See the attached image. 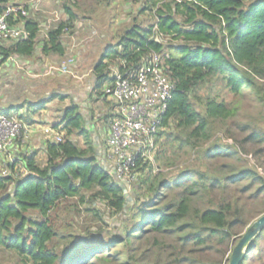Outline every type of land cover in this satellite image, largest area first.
Wrapping results in <instances>:
<instances>
[{"label": "trees", "instance_id": "16d2710c", "mask_svg": "<svg viewBox=\"0 0 264 264\" xmlns=\"http://www.w3.org/2000/svg\"><path fill=\"white\" fill-rule=\"evenodd\" d=\"M59 2L65 15L46 30L42 55H63V33L72 31L74 21L82 19L74 10L76 1ZM134 2H140L138 15L147 12L153 21L144 25L136 21L138 15H131L130 24L115 35L116 40L106 45L93 64L94 81L88 97L93 103L102 98L110 107L102 116L107 123L114 105L103 93V86L112 79L111 68L121 73L135 71L158 53L174 81L156 135V159L161 162V170L152 172V166L145 163L140 167L139 181L125 194L98 158L79 105L65 106L61 119L54 124L61 140L48 138L44 142V161L36 152L12 151L16 156L13 162L0 153V247L15 252L23 264H158L161 252L169 246L166 236L174 238L170 246L177 247V252L162 264L180 263L190 258L189 244H206L203 233H218L220 240L237 235L232 227L241 209L235 206L234 216L229 218L231 204L224 201L225 196L217 202L207 197L209 204L198 207L197 202L205 194L216 186L224 191L228 183L241 180H247L241 190L257 183L251 194L264 192V176L255 166L233 164L244 158L236 143L215 137L217 128L228 131L225 125L237 114L235 102L228 101L221 90L233 97L247 90L264 102V0ZM5 6L7 0H0V14ZM8 20L22 25L27 35L0 44V56L33 55L39 41L37 18L18 13ZM206 84L209 86L202 92ZM52 96L37 105L45 104ZM252 120L240 126L250 128L246 138L264 140L263 129ZM72 135H80L82 144ZM169 147L174 148L176 159L195 149L198 156L208 159H234L218 161L212 172L208 166L204 170L186 167L175 175H166L162 167L173 163L165 156ZM68 198L77 199V210L85 202H102L104 212L119 222V227H113L118 233L99 228L96 232L67 235L71 238L64 246L55 245L54 239L60 234L56 227L58 206ZM33 210L38 217L28 215ZM86 210L106 223L100 209ZM101 233L105 238L99 239ZM262 238L264 229L251 240L241 264H248L254 248L260 252Z\"/></svg>", "mask_w": 264, "mask_h": 264}, {"label": "rangeland", "instance_id": "374dc122", "mask_svg": "<svg viewBox=\"0 0 264 264\" xmlns=\"http://www.w3.org/2000/svg\"><path fill=\"white\" fill-rule=\"evenodd\" d=\"M50 2H52V0H50ZM76 2L77 6L74 8V10L76 12L78 11L79 14H84V17H81V21H89L87 22V24L89 25H92L93 22L95 24L94 29L92 27L93 31H90V33L81 30L80 28H75L72 32L69 29L63 33L61 38L63 40V43L65 44V53L68 52V54L64 58L73 57L75 59L76 65V59L80 58L81 56L80 53H76L77 50L84 47V45L88 43L86 56L82 60L84 63L81 67H78L77 70L78 73H82L81 71H84L85 73L88 72V69L91 65L99 60L101 53L106 45L116 40L115 35L124 27L130 24L131 15H138L137 10L138 8H140V2H134V0H132V4L126 6L124 5L126 3V0H77ZM49 5L52 6L53 3L47 2L48 7ZM51 10L53 11L49 12L51 13V15H53V18H55L57 15L55 13L56 8H53ZM87 18L90 19L87 20ZM84 19H86V21ZM139 20H141L144 25H147L148 23L153 21L152 17L147 12L138 15L136 21ZM80 25L82 26L81 22ZM48 63L49 64L46 65L48 66L49 70L56 69L55 67L60 64L53 63L50 60ZM55 75L52 76L49 74V76H46L44 79L50 80L51 83H56L60 82L59 79L63 81L65 80V78H68L69 86L73 85L75 87L73 94H78V98L84 101L80 103L78 107L79 110L85 114L86 127L91 131L93 139L97 137L99 138V141H103L106 135L104 132L100 133L101 131L97 128L100 127L102 130L104 124L106 123L104 118H102L105 111L98 112L99 109L97 104H94L89 99L88 94L86 93L87 87L85 85L88 82L90 72L85 78H80V76H78L79 79L70 76L72 75L70 73H60L57 74L58 76ZM60 75H62V77ZM69 86H67V88ZM208 86L209 84L204 85L201 88V91L205 92ZM52 88L53 86L51 85L49 89ZM212 90H214V88ZM221 93L228 101L235 102L237 107V114L236 117L229 120V123L225 125L227 126L228 131L226 132V130L224 129L217 128L215 131V137L219 139L218 141L226 143H236L241 157L244 158L238 159L237 161H233L234 158L232 157H230L229 159H226L224 157L223 159H216L215 157L208 159L203 155L198 156L196 152L197 149H195L192 151L187 150V152H185L184 154L185 156L180 155V157L176 159L174 148L169 147L165 156L170 162L173 163L170 166L166 164L164 165V167H162V172H164L166 175L168 173L170 175H175L179 171V169H184L186 167L204 170L205 166H208V169L210 170V172H212L211 170L213 169L215 164L218 163V161L225 162L226 160H232L234 162L233 164H236V166L253 165L264 176V140L260 141L258 139L252 138L247 139L246 136L250 128L248 127L243 129L240 127L244 122L246 123L248 120L253 119L252 121L255 122L258 127H261L264 131V102L260 101L254 94H250L247 90H244L243 94L235 97H233V94H229L225 89L221 90ZM62 94H64L62 99L55 96L48 103L47 114L52 120L57 119L61 116V111L64 107V104H71L72 93L70 91L65 92L64 90ZM80 96L83 98H81ZM50 124H52V121L50 122ZM72 136L74 137V139L78 140L79 144H82V137L80 135ZM157 148L159 149V143H156L153 162L156 168L161 170V162L160 160L156 159ZM37 157H39V160L41 162L44 161V155L41 154V151L37 152ZM144 171L146 172L148 170ZM244 181L247 180H241L240 182L236 183L231 182L230 184L228 183L224 191L216 186L209 195L205 194L197 202L198 207H204L209 204V201H207V197H210L212 201L217 202L220 198H222V196H225L224 201H229L231 204V208L228 213V216H230L229 218H232L234 216L233 213L235 206L241 209L239 212L240 217L237 220L238 222H236V224H234L232 227V232L236 233L237 235L220 240V235H218V233L208 236H205L207 234L203 233L202 236L207 239L206 244H189L187 247L192 249L190 252H187L190 254V258L181 261L180 263L172 262L170 264H200V262L226 264L227 257L230 254L232 247L234 246L238 237L245 231V229L254 219H256L261 214H264V192L262 191L261 193L254 195L251 194L253 188L256 187L257 183H254L248 189L241 190L242 185H245ZM76 201V198H68L62 201L58 206L56 227L60 234L54 239L55 245L64 246L69 238H71L67 235L75 236L78 234H86L88 231L96 232L99 230V228L108 229L110 231L113 230V233H118V228L113 227H119V222H117L116 218L113 215L104 212L105 205H103L102 202L98 200L92 204L89 202H85L83 204H79L77 210V206L74 207V204L77 203ZM87 207L90 209H100L102 211L101 213L103 215V220L106 221L107 224L103 222L102 219L95 216L92 211L86 210ZM36 214H38V212L35 210L28 212V215L33 217H38ZM98 236L99 239L105 238L104 234L102 233ZM164 239L168 242L169 246L166 249H163L164 251L161 252L162 255L158 264H162V261L166 258L171 259L177 252V247H174L173 245L170 246V243H174L172 241L174 240V238H172L171 236H166L164 237ZM260 245V252L258 248H254L252 250L251 257L247 261L248 264H264V238L261 239ZM152 251L155 253L154 249H152ZM0 264L23 263L20 260V257L15 252L0 247Z\"/></svg>", "mask_w": 264, "mask_h": 264}, {"label": "built area", "instance_id": "2783aa9c", "mask_svg": "<svg viewBox=\"0 0 264 264\" xmlns=\"http://www.w3.org/2000/svg\"><path fill=\"white\" fill-rule=\"evenodd\" d=\"M27 15L22 6L7 5L0 14V44L18 40L27 35L22 25L11 24L10 16ZM73 57L64 58L56 67L60 73L72 74L75 65ZM112 79L103 86V93L114 107L108 122L104 124L105 139L97 150L101 163L128 194L139 181L140 167L150 163L152 172L156 168L153 158L156 148V135L161 127L163 114L172 97L174 81L164 69L161 56L153 53L135 71L119 72L111 68ZM26 122L14 113L0 112V153L8 155L9 161L15 157L17 141L26 139ZM47 137L61 140L55 129L45 128ZM147 170V169H146ZM6 170L2 171L5 174Z\"/></svg>", "mask_w": 264, "mask_h": 264}, {"label": "crops", "instance_id": "0c3cea01", "mask_svg": "<svg viewBox=\"0 0 264 264\" xmlns=\"http://www.w3.org/2000/svg\"><path fill=\"white\" fill-rule=\"evenodd\" d=\"M77 1V0H73ZM112 1V0H110ZM46 2V3H45ZM47 2L53 3V5H49L51 9H55V13L57 14L55 18H53V15L49 11L51 10L47 6ZM132 0H126V5H131ZM7 5L12 6H22L24 8H27V15L32 16L33 18H37L39 21V41L36 46L35 51L33 52V55L31 56H19V55H12L6 58H2L0 56V112L9 111V113H14L15 115L20 116L27 124L28 127V133L26 139H23L22 141H17L16 149L19 151H27L29 153L31 152H40L44 155V142L48 140V138L44 133L45 128H51L54 129V124L57 123L62 116L57 119H50L49 115L47 114V107L49 101H51L52 98L59 97L63 98L62 92H68L70 91L72 94V101L71 104H78L84 102L82 99H79L78 94H73V91L75 90V87L73 85L69 86L68 78H65V80L56 83H51L50 80L44 79L46 76L60 74L59 71L56 69H48V66L46 64H49V60L53 63H60L61 60L68 54L64 53L63 55H42L40 52L41 48V41L46 36V30L48 27L53 25L54 21H57L59 18L64 17V12L62 8H60V2L59 0H7ZM50 14V15H48ZM48 15V16H47ZM50 16V17H49ZM82 17H84V14H81ZM90 18H87V20ZM86 21V19H84ZM80 22L82 26L80 25ZM89 22V21H87ZM87 22L81 21V19H77L74 21V26L72 28H80L81 30H84L88 33L90 31H93L95 24L92 22V25L87 24ZM81 26V27H80ZM93 27V29H92ZM71 31V32H72ZM88 50V43L84 45V47L77 50L76 53H80V58L76 59L77 65H73L71 68L72 70V77H75L77 79L78 76L80 78H85L87 74L90 72V76L88 79L87 84L85 85L87 87L86 93L89 95V91L92 87L91 84H93L94 76H93V70L91 65L88 69V72L81 71L82 73H78V67H81L84 63L82 60L85 58L86 53ZM66 52V49H65ZM83 54V55H82ZM53 68V67H52ZM56 68V67H55ZM53 72H52V71ZM59 72V73H57ZM62 74V73H61ZM67 75V74H63ZM62 77V75H60ZM58 79V78H57ZM53 86L52 89H49L50 86ZM67 86H69L67 88ZM60 90V91H59ZM63 90V91H62ZM56 94V95H55ZM51 95L52 98L49 99L45 104L38 106L37 104L42 99L49 98ZM75 95V96H74ZM78 95V96H76ZM66 96V94H65ZM81 97V96H80ZM61 98V99H62ZM83 98V97H81ZM67 100V99H66ZM94 104H97L98 106V112H104L109 111L110 107L106 104V102L101 98L96 100ZM69 103L64 104L65 106H68ZM63 107V108H64ZM52 121V124L50 122ZM102 133L103 130L101 128H97ZM99 138H94V141L97 146V150L102 146V141L98 140ZM100 145V146H99ZM17 150V151H18ZM39 150V151H37ZM16 151V150H15ZM45 160V155H44ZM101 160V159H100Z\"/></svg>", "mask_w": 264, "mask_h": 264}, {"label": "water", "instance_id": "95a60500", "mask_svg": "<svg viewBox=\"0 0 264 264\" xmlns=\"http://www.w3.org/2000/svg\"><path fill=\"white\" fill-rule=\"evenodd\" d=\"M124 188V187H123ZM264 229V214L254 219L236 240L227 264H241L251 240Z\"/></svg>", "mask_w": 264, "mask_h": 264}]
</instances>
